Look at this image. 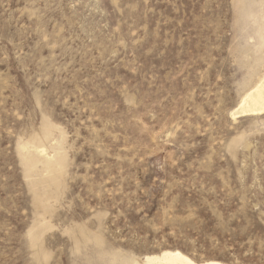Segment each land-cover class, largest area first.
Listing matches in <instances>:
<instances>
[{"label": "rangeland", "instance_id": "374dc122", "mask_svg": "<svg viewBox=\"0 0 264 264\" xmlns=\"http://www.w3.org/2000/svg\"><path fill=\"white\" fill-rule=\"evenodd\" d=\"M263 75L264 0H0V264H264Z\"/></svg>", "mask_w": 264, "mask_h": 264}, {"label": "bare ground", "instance_id": "6f19581e", "mask_svg": "<svg viewBox=\"0 0 264 264\" xmlns=\"http://www.w3.org/2000/svg\"><path fill=\"white\" fill-rule=\"evenodd\" d=\"M239 111H241L242 113L246 111H251L253 113L264 111V75L259 80V82L248 91V94L242 101ZM44 152L45 150L41 149L37 153L42 154ZM45 164L48 165V167L52 168V164L47 163V161ZM133 259L134 260L131 262L127 261L128 264H226L219 261H205L202 263H198L194 259H192L191 257H189L188 255L184 254L179 250H174V251L168 250V251H163L158 255L145 256L141 261L135 260V258Z\"/></svg>", "mask_w": 264, "mask_h": 264}]
</instances>
